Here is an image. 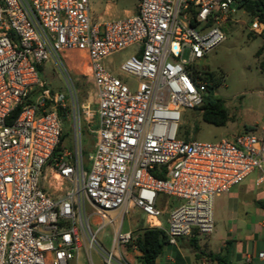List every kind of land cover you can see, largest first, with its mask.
<instances>
[{"label":"built area","instance_id":"built-area-1","mask_svg":"<svg viewBox=\"0 0 264 264\" xmlns=\"http://www.w3.org/2000/svg\"><path fill=\"white\" fill-rule=\"evenodd\" d=\"M242 3L139 0L135 15L102 19L90 0H0V264H80L82 253L88 264L94 254L101 264H132L122 253H139L132 231L115 228L111 252L97 237L114 225L110 212L139 211L147 228L177 246L214 233L216 197L254 172L264 182V122L216 143L178 138L183 111L200 109L208 94L204 60L240 22V9L250 16ZM251 18V31L263 35L264 23ZM128 49L117 70L106 66ZM61 52L86 55L98 95L88 172L76 119L93 114L70 76L67 94L41 81L47 62L64 67ZM69 117L74 153L57 151ZM47 180L61 187L59 196L45 190Z\"/></svg>","mask_w":264,"mask_h":264},{"label":"rangeland","instance_id":"rangeland-1","mask_svg":"<svg viewBox=\"0 0 264 264\" xmlns=\"http://www.w3.org/2000/svg\"><path fill=\"white\" fill-rule=\"evenodd\" d=\"M106 3L112 4L109 14L105 19H116L125 17V10H131L136 0H90V7L93 15L98 18L104 15ZM237 24L229 25L225 28L227 39L219 45L206 60L204 64L209 67L208 74L211 85L214 88L212 99H219L228 113L229 121L223 127H217L205 123L202 119L200 109L183 111L178 138L181 140H194L201 143H216L224 138L250 132L261 126L264 122V36L257 35L251 31L252 18L244 10L238 11ZM261 49V50H260ZM128 54V56H127ZM132 55V49L115 55L110 59L109 68L117 70L123 61ZM60 58L64 67H58L54 61L47 62L41 69V81L45 84V89L50 92L67 94V84L65 79L69 76L72 79L78 94L80 105L84 111L90 112L93 117H87L82 112L81 119H76V126L82 130V156L86 171L90 169L89 157L93 154L95 145V133L98 128V118L96 115L97 92L94 86L88 61L85 54L80 52H61ZM70 102L68 103V106ZM63 134L65 135L62 149L75 152V127L74 118L63 119ZM79 139V135H78ZM80 141V140H79ZM80 145V143H79ZM80 147V146H79ZM258 173H252L242 184L238 186L239 193L237 200L229 201L223 194L216 197L213 204L214 233L216 237H223L226 228L231 225L229 208L235 207L237 219H244L247 223L256 221L255 214L251 206L245 204L246 199H241L243 194H257L256 179ZM45 190L53 196H59L60 186L53 181H44ZM242 195V196H241ZM174 201V200H172ZM237 202V205L234 203ZM174 203H176L174 201ZM108 216L114 219V225L107 222L97 237L106 252H111L113 234L115 228L121 225L122 232L132 231L134 236L147 228L143 215L135 210H129L124 216L120 211L110 212ZM168 211L163 216L164 226L167 227ZM94 229H96L94 227ZM213 233V234H214ZM210 237V236H209ZM209 237L196 239L199 247L207 250V240ZM191 239H181L178 246L182 249L187 260L197 261L194 250L191 247ZM174 246H166L161 264H171L165 258L170 257ZM125 257L132 263L137 264L136 255L133 250L122 251ZM115 259L121 260V252H114ZM172 257L175 259L174 254ZM96 264H101L97 255L94 254ZM80 264H88L85 253L80 255ZM47 264H51L49 261ZM175 264V263H172Z\"/></svg>","mask_w":264,"mask_h":264},{"label":"crops","instance_id":"crops-1","mask_svg":"<svg viewBox=\"0 0 264 264\" xmlns=\"http://www.w3.org/2000/svg\"><path fill=\"white\" fill-rule=\"evenodd\" d=\"M138 3L139 0H136V3L134 4L131 10H125V17L132 16L137 13ZM105 7L106 11L104 15L100 16V18L102 19H105L106 15H110L109 11L112 7V4L106 3ZM262 47L264 48V44ZM262 57H264V54L262 55ZM110 59L111 58L105 61V64L108 68L110 64ZM257 180L258 177L255 183L258 189L257 194H246L245 192L243 196L241 195V199H246L245 204L251 206V209L255 214L256 221H253L252 223H247L244 219H237L234 212L235 207L230 206L229 212L230 216H232L231 220L233 221V223L231 225H228L225 231V235L223 237H216L214 233L208 238L206 253H223L229 264H264V258H259V254L264 253V208L257 205V202H264V182L258 184ZM244 181L241 184L233 187L229 193L225 194L228 197L229 201L237 200L238 195H240V188H238V186H242ZM235 204L237 205V202L234 203L233 206H235ZM200 248L201 250H204V248ZM176 253L179 254L182 260L181 264H204V262L207 261L205 257H201L200 259H198L196 257L195 252L194 255L197 258V261L195 262V260L193 259H191V261L187 260L186 256L182 252V249L178 245L174 246V250L171 256L165 258V260L170 261L171 264H178ZM173 254L175 259L172 257ZM135 255L137 258L140 255V252L135 253ZM163 260L164 258L162 256L159 257L156 261V264H161Z\"/></svg>","mask_w":264,"mask_h":264},{"label":"trees","instance_id":"trees-1","mask_svg":"<svg viewBox=\"0 0 264 264\" xmlns=\"http://www.w3.org/2000/svg\"><path fill=\"white\" fill-rule=\"evenodd\" d=\"M242 3V8L245 9L251 17H259L260 21L264 23V4L261 0H240ZM261 36H264L261 35ZM263 49V47L261 48ZM260 49V50H261ZM42 69H40V72ZM45 88V87H43ZM214 88L212 85L209 86L208 94L205 96L204 104L200 108L202 111V119L205 123L223 127L229 121V116L227 111L223 106V102L219 99H212ZM35 92H38L36 90ZM30 101V100H29ZM31 102V101H30ZM20 112V109L16 111L14 117H16ZM255 129H251L253 131ZM65 135L63 134L60 143L58 145L57 151L62 149V143L64 142ZM165 171V170H164ZM155 177L159 179L165 178V175L156 172ZM257 205L264 208V202H257ZM135 245L137 246L140 255L136 258L138 264H156V261L159 257L162 256L163 251L166 246H171L167 235L164 231L159 229L145 228L142 229L137 236L135 237ZM191 247L193 248L196 257L200 259L205 257L207 261L216 263V264H229L225 255L223 253L214 254V253H205L198 245V242L195 238L190 240ZM176 258L178 264L182 263V260L178 253H176Z\"/></svg>","mask_w":264,"mask_h":264}]
</instances>
